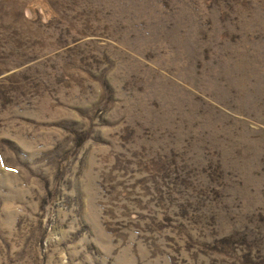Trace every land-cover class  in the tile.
<instances>
[{"label": "rangeland", "instance_id": "obj_1", "mask_svg": "<svg viewBox=\"0 0 264 264\" xmlns=\"http://www.w3.org/2000/svg\"><path fill=\"white\" fill-rule=\"evenodd\" d=\"M0 264H264V0H0Z\"/></svg>", "mask_w": 264, "mask_h": 264}]
</instances>
